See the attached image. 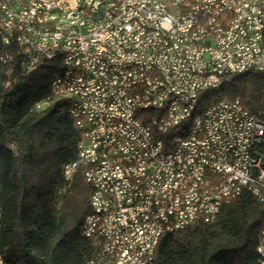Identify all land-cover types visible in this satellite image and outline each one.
I'll return each instance as SVG.
<instances>
[{"label": "built area", "instance_id": "2783aa9c", "mask_svg": "<svg viewBox=\"0 0 264 264\" xmlns=\"http://www.w3.org/2000/svg\"><path fill=\"white\" fill-rule=\"evenodd\" d=\"M109 1L120 0L87 5L88 23L67 27L61 68L69 79L57 75L51 90L67 97L75 90L68 99L82 139L64 175L71 180L83 166L92 186L82 228L95 247L88 264H145L142 248L157 260L164 233L214 222L245 190L264 203V119L239 97L199 110L206 90L264 70V0H174L171 10L142 4L124 15ZM53 3L39 0L41 15ZM231 20L237 32H229ZM57 49L20 41L17 53L28 73ZM161 131L169 144L159 142ZM150 215L160 219L156 244L147 241ZM257 249L264 264V223Z\"/></svg>", "mask_w": 264, "mask_h": 264}, {"label": "trees", "instance_id": "16d2710c", "mask_svg": "<svg viewBox=\"0 0 264 264\" xmlns=\"http://www.w3.org/2000/svg\"><path fill=\"white\" fill-rule=\"evenodd\" d=\"M6 49L12 58L0 79V249L11 264H88L95 247L82 225L91 211L92 186L83 166L71 180L64 175L65 165L79 158L82 132L70 100L55 98L51 90L61 58L44 59L27 73L17 46ZM221 97L241 98L264 119V70L236 73L206 90L199 110ZM44 102L48 105L38 108ZM263 223L264 203L245 190L214 222L165 233L157 247L158 264H258Z\"/></svg>", "mask_w": 264, "mask_h": 264}, {"label": "bare ground", "instance_id": "6f19581e", "mask_svg": "<svg viewBox=\"0 0 264 264\" xmlns=\"http://www.w3.org/2000/svg\"><path fill=\"white\" fill-rule=\"evenodd\" d=\"M174 0H120L109 1V8L116 11V15H124L129 8H137L144 4V9L154 10H171V4ZM98 0H54L53 9H49L46 14L41 15L39 0H0V79L2 71L8 61L12 58V54L7 51V47L15 45L20 47V41L23 46L28 49H35L36 44L42 46H57V58L65 57L66 33L67 27L72 24L88 23L91 19V12L87 11V5L97 6ZM229 17H236V6L227 8ZM262 18H264V6L262 7ZM238 20L229 22V32H237ZM54 36V37H44ZM258 51L264 53V42H259ZM22 58L23 68L25 66V56L19 54ZM39 66H36V69ZM30 73V72H28ZM59 80L69 79L68 71H61L57 74ZM57 75L52 79L54 83ZM10 81H7L9 84ZM55 98L75 97V90H68L67 96H59L53 94ZM48 102L38 105V108H44ZM161 144H169V132L161 131L159 135ZM3 207H2V179L0 176V233L2 228ZM150 229L147 232V241L149 244H156L158 231L160 227V219L158 215H150ZM86 226V217L82 228ZM165 234V233H164ZM163 234V235H164ZM162 238V237H161ZM161 240V239H160ZM159 240V242H160ZM257 253L261 256V249H257ZM141 258L145 259V264H158L155 255L150 248H142ZM0 263H9L3 251L0 249Z\"/></svg>", "mask_w": 264, "mask_h": 264}]
</instances>
